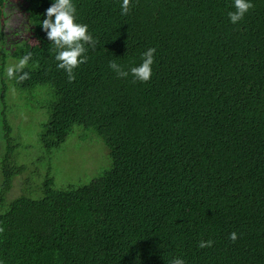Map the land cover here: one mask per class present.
Wrapping results in <instances>:
<instances>
[{
    "label": "trees",
    "instance_id": "obj_1",
    "mask_svg": "<svg viewBox=\"0 0 264 264\" xmlns=\"http://www.w3.org/2000/svg\"><path fill=\"white\" fill-rule=\"evenodd\" d=\"M16 1L31 36L0 31V264H264V0L235 25L232 0H131L127 15L121 0H74L97 44L71 82L40 26L53 0ZM149 48L147 83L109 68L130 72ZM29 52V78L8 79ZM44 88L46 175L23 162L12 124ZM75 128L104 142L110 167L58 189L50 161ZM31 182L41 197L25 195Z\"/></svg>",
    "mask_w": 264,
    "mask_h": 264
},
{
    "label": "rangeland",
    "instance_id": "obj_2",
    "mask_svg": "<svg viewBox=\"0 0 264 264\" xmlns=\"http://www.w3.org/2000/svg\"><path fill=\"white\" fill-rule=\"evenodd\" d=\"M27 16L23 6L16 0L7 5L5 14L0 19V31L4 32L9 42L13 39L30 38V32L26 31ZM30 43L34 45L36 40L31 39ZM44 89L43 91L47 92L44 98L30 100V102L23 105H15V110L18 109L20 112L12 116V119L14 118L12 124L14 131L18 130L13 132L14 135L21 132L19 141L22 145L19 153L21 157H24L23 162L31 168H38L40 173L46 175L47 170H50V168L43 162L49 160H43V150L39 143V135L42 131V125L47 121V116L46 119L44 118L47 112L43 106L46 104L49 97L47 94H50L51 90L50 88ZM13 101L19 102L18 97H15ZM8 102H12L10 97ZM42 112L46 113L42 114ZM19 125L20 127L18 128ZM86 132L89 131L75 128L66 144L53 153L50 162L52 163V175L56 180L58 189L88 184L110 167L109 150L104 142L95 134L86 136ZM4 154V133L0 124V156H4ZM18 183H16L17 186L9 195L10 199L22 194L21 187L24 185L21 182ZM37 184V190H39L40 183L33 184L31 182L25 195L32 198L41 197L40 192L36 190Z\"/></svg>",
    "mask_w": 264,
    "mask_h": 264
},
{
    "label": "clouds",
    "instance_id": "obj_3",
    "mask_svg": "<svg viewBox=\"0 0 264 264\" xmlns=\"http://www.w3.org/2000/svg\"><path fill=\"white\" fill-rule=\"evenodd\" d=\"M131 0H121V15H127L129 12V4ZM234 11L228 12L229 22L238 24L243 20L250 9L254 7L252 0H232ZM41 21V28L47 32L48 39L52 42L55 49V60L58 62L57 69H62L67 73L69 82L75 79L74 70L80 65L85 64L88 60L87 52L89 48H95L97 41L89 32V26L79 23L77 9L74 0H53L44 13ZM85 45H88L86 48ZM155 48H149L141 54V63L132 67L129 71H125L123 66L115 61L109 62V68L120 78H126L132 75L134 82L147 83L152 76V66L154 64ZM31 52L21 57L14 65H10L6 69L8 79H17L24 81L29 78V74L23 70L31 59ZM229 239L235 241L237 235L235 232L229 234ZM212 240H201L198 247L203 249L211 247ZM169 264H185V260L181 257H174Z\"/></svg>",
    "mask_w": 264,
    "mask_h": 264
}]
</instances>
